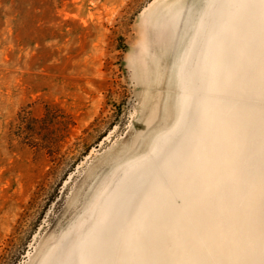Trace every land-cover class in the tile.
<instances>
[{
	"label": "rangeland",
	"instance_id": "rangeland-1",
	"mask_svg": "<svg viewBox=\"0 0 264 264\" xmlns=\"http://www.w3.org/2000/svg\"><path fill=\"white\" fill-rule=\"evenodd\" d=\"M227 1L0 0V264H264V7ZM239 3L247 41L217 25ZM210 31L228 52L204 73ZM200 101L238 107L240 134L205 121ZM153 192L158 228L128 240L137 215L154 219Z\"/></svg>",
	"mask_w": 264,
	"mask_h": 264
},
{
	"label": "bare ground",
	"instance_id": "bare-ground-1",
	"mask_svg": "<svg viewBox=\"0 0 264 264\" xmlns=\"http://www.w3.org/2000/svg\"><path fill=\"white\" fill-rule=\"evenodd\" d=\"M231 1H233V0H228L227 1V6H229V4H230V2ZM242 1V0H241ZM248 0H246V1H243V2H245L246 4L248 3L247 2ZM256 1V0H255ZM211 2V1H210ZM254 2V1H253ZM252 2V3H253ZM261 2H262V4L261 5H263V7H264V0H261ZM237 4V3H236ZM242 4H244V3H242ZM231 5H232V3H231ZM235 5V4H234ZM261 5H259L260 7H261ZM219 6V5H218ZM238 6L239 7H233L231 10V12L230 13H228V22H227V24L226 25H224L223 23H222V21L221 20H219V22L215 19L216 17H214V15H213V17H214V20L213 21H217L218 23H217V25H219L218 27H219V29H221V31L222 32H220V34L221 33H223L225 30L224 29H227V30H230V31H233V33L234 34H236V35H240L241 36V34L243 35V34H245L243 31H242V33L240 32V28H241V26H242V24H241V22H244V23H246L247 22V24H251V18H250V15L248 14L249 12H248V10H244V11H246L245 12V15H243V18L244 19H242V21H241V18H242V16H240L239 14H240V7H241V4L239 3L238 4ZM252 6V5H251ZM242 7H244V6H242ZM256 7H257V5H256ZM229 8V7H228ZM246 8V7H245ZM249 9H252V7H248ZM258 8V7H257ZM221 9V8H220ZM225 9V8H224ZM262 9V8H261ZM219 10V9H218ZM255 10H256V8H255ZM249 11H251V10H249ZM252 12V11H251ZM244 13V12H243ZM223 14H224V12H223ZM251 15H253V14H251ZM205 17H203V19H202V23H203V26H205L206 24H207V21H208V17H207V14L206 15H204ZM215 16H218V15H215ZM209 17H212V16H209ZM253 17V16H252ZM259 17V16H258ZM254 18V17H253ZM222 19V18H221ZM224 20V19H223ZM209 22V21H208ZM215 23V22H214ZM213 24V23H212ZM252 25V24H251ZM246 26V25H245ZM248 26V25H247ZM246 28V27H245ZM210 29V28H209ZM216 29V28H215ZM243 30V29H242ZM207 31H209V30H207ZM247 31V30H246ZM202 32V31H201ZM226 34V33H225ZM207 39L208 40H211V38H212V40L209 42V43H207L206 44V47H205V45L203 46L204 48H205V50H204V48L202 49L203 50V54L202 53H200V55L202 54L203 56H202V58L204 59V57H205V59L204 60H206V61H204V60H200L201 61V67L203 68V72H204V70L206 69V67L207 66H212V68H219L220 67V61H219V59H217L216 57V54L218 55L219 53H217V52H221V53H225L226 54V52H228L227 51V42L226 43H224L225 42V39H224V42H223V40H222V37L221 38H219L218 40H216V37H217V33H216V35H215V33L214 32H209V33H207ZM209 35H211V37L209 36ZM230 35V34H229ZM255 35V34H254ZM233 37V36H232ZM250 36H248V35H246L245 34V36H243V41H247V40H249L248 38H249ZM206 39V40H207ZM227 40V39H226ZM231 40V39H230ZM208 42V41H207ZM233 42V41H232ZM239 42H241V41H239ZM235 43V42H234ZM233 43V44H234ZM244 43V42H243ZM238 44V43H237ZM247 44V43H246ZM228 46H229V44H228ZM194 47V46H193ZM232 47V46H231ZM234 47V46H233ZM247 49V48H246ZM229 50V49H228ZM236 53V52H235ZM238 53V52H237ZM225 54H223V55H225ZM241 54V53H240ZM222 55V54H221ZM231 55V54H230ZM262 56V55H261ZM225 57H227V56H225ZM207 58V59H206ZM258 58V57H257ZM190 59V58H189ZM226 59V58H225ZM231 59V58H230ZM242 59H243V57H242ZM248 59V58H247ZM249 60V59H248ZM248 60H247V64H249L248 63ZM251 60V59H250ZM241 61V60H240ZM263 61V60H262ZM251 62V61H250ZM196 64V63H195ZM251 64V63H250ZM249 64V66H251ZM223 66V65H222ZM249 66H248V69H249ZM201 68V69H202ZM211 68V69H212ZM229 68V67H228ZM246 68V67H245ZM211 69H209V71H208V82L205 84V86H204V89H205V91L206 90H210L211 91V89H213L214 87H213V85H215V82H216V75H215V73H213V71H214V69H213V71L211 70ZM192 70V69H191ZM196 70V69H195ZM218 70H220V68L218 69ZM223 70V69H222ZM244 70V69H243ZM241 71V72H246V70L245 71ZM250 70V69H249ZM248 70V71H249ZM200 71V70H199ZM216 72V71H215ZM230 72V71H229ZM199 73V72H198ZM202 73V72H201ZM205 73V72H204ZM235 73V72H234ZM247 74H248V72H247ZM199 75V74H198ZM202 75H203V73H202ZM228 76H229V74H227ZM244 75V74H243ZM193 76V75H192ZM240 77V76H239ZM205 78V77H204ZM229 78V77H228ZM248 78V77H247ZM203 79V78H202ZM230 79V78H229ZM243 79L245 80V78L243 77ZM195 80V79H194ZM204 80V79H203ZM202 80V81H203ZM206 80V79H205ZM249 81H250V79H249ZM230 82H232L233 83V79H232V81H230ZM229 82V83H230ZM217 83V82H216ZM185 84H187V83H185ZM235 84V83H234ZM203 89V88H202ZM203 89V90H204ZM220 90V89H219ZM250 90V89H249ZM252 90V89H251ZM208 92V91H207ZM214 92V91H213ZM249 92V91H248ZM190 95L189 94H186V98L184 99V101L185 102H187L189 99H190ZM208 97V96H207ZM216 98V97H215ZM183 99L181 100V102H180V107L181 108H183V107H185V102L183 101ZM193 99V98H192ZM206 99H208V98H206ZM218 100H219V98H218ZM221 101V100H220ZM207 102L208 101H206V103H205V101H200V103H199V106H200V108H201V116H202V118H204V120L205 121H207V122H211L212 120H213V123H211V124H214L217 128H220V129H222V128H227L230 132H231V134H233V133H235V131H236V134H240L239 132H237V130H236V128H237V125L239 124L238 123V121H237V119H236V117H238V110H237V108L234 106V105H232V104H230V105H225V104H222V103H220V104H222L223 105V108L222 109H220V112H217L216 114H208V111H207V108H209V107H207ZM224 102V101H223ZM209 103V102H208ZM218 104H219V102H217ZM195 104V103H194ZM219 104V105H220ZM213 106V105H212ZM218 106V105H217ZM255 106V105H254ZM222 106L220 105L218 108H221ZM240 107V106H239ZM214 108V107H213ZM211 109V108H210ZM217 110V109H216ZM214 111V110H213ZM225 112H227V113H230L233 117L232 118H234V119H232L233 120V122H230L229 123V121H228V115H226L225 114ZM213 113V112H212ZM240 113V112H239ZM247 114L249 113H252V112H246ZM254 113V112H253ZM183 115V114H182ZM181 115V116H182ZM251 115V114H250ZM190 116H192V115H190ZM240 116V115H239ZM253 116V115H252ZM183 117V116H182ZM229 117H230V115H229ZM184 118V117H183ZM259 119V118H258ZM231 120V121H232ZM255 121H258V120H256V119H254ZM183 122V121H182ZM248 122V121H247ZM262 123V122H261ZM175 124V123H174ZM181 124L182 123H179V127L177 128L178 130L181 128ZM205 124H206V122H205ZM250 124V123H249ZM178 125V124H177ZM242 125V124H241ZM188 126H189V124H188ZM184 128H185V126H184ZM247 128H248V126H247ZM190 129V128H189ZM238 129V128H237ZM218 130V129H217ZM184 131V130H183ZM179 132V131H178ZM185 132V131H184ZM221 132V131H220ZM169 133V132H168ZM218 134H221V133H218V132H216V133H214V135H215V137L217 138H221V136L220 135H218ZM206 135V134H205ZM229 135L230 134H228V137H229ZM243 136H245V134H243ZM207 137V136H206ZM214 137V138H215ZM238 138V137H237ZM170 140V139H169ZM225 141V140H224ZM227 141H229V140H227ZM235 141V140H234ZM173 142V141H172ZM239 142V141H238ZM246 142V141H245ZM244 141H242L241 142V145H243L244 143H245ZM165 143V142H164ZM167 144V143H166ZM174 145V144H173ZM213 145V144H212ZM227 154L229 155V157L230 158H236V156H238L237 154H238V152L241 150H243V153H245V157H247V158H250V156H249V153H250V151L251 150H253V149H251V150H249V148H247L246 149V146L245 147H242L241 146V148H239L238 146H237V144L235 145V143H229V142H227ZM200 146V145H199ZM169 147V146H168ZM165 148V147H164ZM208 148V147H207ZM210 149V148H209ZM208 150V149H207ZM207 150H205V151H207ZM211 150V149H210ZM173 151V150H172ZM216 150H214V152H215ZM212 152V151H211ZM210 152V153H211ZM203 155V153H201L200 151H194V155H193V157L195 158L194 160H192V167H195V169H194V171H196V172H200V174H202L203 176H204V178H206L207 179V185H206V187L205 188H208V190L209 189H213V187H215V185L217 184V183H219V178L217 177V176H213L214 178H215V180L213 181L212 179V181H210V176H212V171H211V169H208V170H203L201 167V162H200V157ZM251 155V154H250ZM174 157V156H173ZM190 157V156H189ZM186 158V157H185ZM190 160H191V158H189ZM214 159H216V158H214ZM238 159V158H237ZM167 160V159H166ZM176 160V159H175ZM183 161H185V160H183ZM189 161V160H188ZM188 161H187V163H188ZM238 161V160H237ZM186 163V164H187ZM167 164H168V162H167ZM179 164V163H178ZM184 164V163H183ZM207 164V163H206ZM205 164V165H206ZM169 165V164H168ZM171 165V164H170ZM149 167V166H148ZM214 167L216 168L217 167V165H214ZM152 168V167H151ZM176 168V167H175ZM179 168V167H178ZM181 168H184V167H182L181 166ZM214 168V169H215ZM162 169V168H161ZM213 169V168H212ZM151 170H153V169H151ZM166 174H167V176L169 175L168 174V169L166 168V167H163V169H162ZM172 170V169H171ZM185 170V169H184ZM189 170V169H188ZM245 170V169H244ZM203 171H205V172H203ZM229 171H231V173L233 172V175H234V173H235V171H234V169H231V167L229 168ZM157 172V171H156ZM178 172V171H177ZM254 172V171H253ZM135 173V172H134ZM192 173V172H191ZM188 174V173H187ZM139 175V174H138ZM138 175H137V177H138ZM178 175H179V173H178ZM213 175H215V174H213ZM232 176V175H231ZM183 177V176H182ZM191 178H192V175H191ZM140 179H141V177H140ZM140 179L138 180V181H140ZM181 179V178H180ZM192 179H195L194 177L192 178ZM169 180H173L172 178L171 179H169ZM156 181V180H155ZM186 181V180H185ZM142 182V181H141ZM176 182V181H175ZM138 183V182H137ZM191 183V182H190ZM192 183H194V181H192ZM205 183H206V181H205ZM140 184V183H139ZM152 184H154V183H152ZM155 184H157V182H155ZM167 184V183H166ZM140 185H142V183L140 184ZM157 185H159V184H157ZM156 185V187H158ZM133 186V185H132ZM176 187V186H175ZM154 188H155V186L153 187V190H154ZM158 189V188H157ZM175 189H177V191H178V187L177 188H175ZM189 189V188H188ZM159 190V189H158ZM157 191V190H156ZM181 191V190H180ZM222 191V190H221ZM159 192H161V194H165V198L167 199V197H168V195H166L167 193H168V189H166V186H162V187H160V191ZM182 192V191H181ZM206 192V191H205ZM149 193V192H148ZM158 193V192H157ZM157 193H155V192H153L152 194H150V197L149 198H146V200L148 199V202L149 203H147L146 202V200H145V202H146V207L144 208V210H143V212H145V213H150L151 214V216L152 217H154V219L152 218V222H149V223H146L147 221H145L144 220V218H142V215L140 216V214H139V216L137 215V217L135 218V220H134V223H133V229L132 230H129L128 232H127V234H126V236H127V238H128V240L130 239V240H137V241H139V239H140V234L138 233V229H142L143 227H145L147 224L149 225V226H152V228H155V230L158 228V226H159V224H157L158 222L155 220L157 217H156V215L158 214V211H159V208L157 207V204H156V198L158 197L157 196ZM194 193V192H193ZM154 194H156V196L154 195ZM159 194V193H158ZM183 194V193H182ZM181 194V195H182ZM191 194V193H190ZM189 194V195H190ZM219 194V193H218ZM143 195V194H142ZM160 195V194H159ZM171 195V194H170ZM162 196V195H161ZM173 197V196H172ZM171 197V198H172ZM190 197H191V195H190ZM144 198V197H143ZM169 198V197H168ZM158 199V198H157ZM194 199V198H193ZM189 200V199H188ZM159 201H161V200H159ZM168 201V200H167ZM170 201H173L172 199H170ZM192 201V200H191ZM174 202V201H173ZM193 202H195V201H193ZM251 203V202H250ZM160 204V203H159ZM169 204V203H168ZM199 204V203H198ZM248 202H246L245 203V205L248 207V205H250V204H248ZM196 205V204H195ZM194 205V206H195ZM191 206H193V205H191ZM197 206V205H196ZM195 206V207H196ZM202 206V205H201ZM250 206H252V205H250ZM160 207V206H159ZM245 207V206H244ZM247 207H245V208H247ZM168 208H169V206H168ZM199 208H200V206H199ZM199 208H197V209H199ZM250 208V207H249ZM173 209V208H172ZM193 209V208H192ZM200 211H201V208L199 209ZM200 211H199V213H200ZM247 211V210H246ZM187 212V211H186ZM231 212V211H230ZM163 213V212H162ZM171 213V212H170ZM242 213H243V211H242ZM161 214V213H160ZM184 214V213H183ZM207 214V213H206ZM244 214H246V213H244ZM171 215V214H170ZM182 215V214H181ZM199 215V214H198ZM225 215V214H224ZM227 215V214H226ZM184 216V215H183ZM186 216V215H185ZM197 216V215H196ZM159 217V216H158ZM148 218V217H147ZM150 218V217H149ZM150 218V219H151ZM180 218V217H179ZM184 218V217H183ZM126 219V218H125ZM203 219V218H202ZM206 219V218H205ZM176 220H178V219H176ZM200 220V219H199ZM154 221H156V222H154ZM185 224H186V222H185ZM161 225V224H160ZM180 225V227L182 226H184V223L183 222H181V224H175L174 223V221L173 222H169L167 225H166V228H168L169 227V229H172V230H176V228H177V226H179ZM187 225V224H186ZM185 225V226H186ZM163 226H165V223L163 224ZM208 228H209V226H208ZM247 229V228H246ZM143 230V229H142ZM144 232V231H143ZM245 232V231H244ZM145 233V232H144ZM183 233V235H181L180 236V238H178L177 240H183V239H185L186 238V232L185 231H183V232H181V234ZM235 234V233H234ZM238 235V234H237ZM235 237V236H234ZM240 237H241V235H240ZM126 238V239H127ZM233 238V237H232ZM239 238V237H238ZM236 239V238H235ZM128 240H127V242H128ZM142 239H140V241H141ZM145 240V238L143 239V241ZM238 240V239H237ZM236 240V241H237ZM80 241V240H79ZM177 242H179V241H177ZM82 243V242H81ZM148 243V242H147ZM178 244H180V242L178 243ZM177 244V245H178ZM182 244H183V242H182ZM217 244V243H216ZM125 245H127V244H125ZM176 245V246H177ZM120 246V245H119ZM150 246V245H149ZM181 246V245H180ZM98 248V247H97ZM126 248H129V246L128 247H126ZM234 248H235V246H234ZM143 249V248H142ZM175 249V248H174ZM177 249V248H176ZM201 249V248H200ZM129 250H131L130 248H129ZM181 250H184L183 248L181 249ZM208 250V249H207ZM127 251V250H126ZM153 251V249H150V247H149V253L151 254V252ZM173 251L174 250H172V253H173ZM193 252H194V250H192ZM203 251V250H202ZM202 251H201V253H202ZM205 251V250H204ZM233 251V250H232ZM81 252V251H80ZM130 252V251H129ZM175 252V251H174ZM197 252V251H196ZM153 253H155V252H153ZM176 254L178 253V252H175ZM191 253V252H190ZM189 253V254H190ZM200 253V254H201ZM81 254V253H80ZM128 254V253H127ZM136 254V253H135ZM134 254V255H135ZM174 254V253H173ZM188 254V255H189ZM194 254V253H193ZM203 254H205V253H203ZM133 255V254H132ZM133 255V256H134ZM186 255V258H187V254H185ZM202 255V254H201ZM138 256V255H137ZM180 256V257H179ZM178 257L179 258H182V256L181 255H179ZM203 256V255H202ZM135 257V256H134ZM133 257V258H134ZM176 257V256H175ZM189 257H193V255H190ZM189 257L187 258V259H189ZM195 257V256H194ZM135 258H137V257H135ZM177 258V257H176ZM81 259V258H80ZM175 259V258H174ZM191 259V258H190ZM137 260H138V258H137ZM140 260V259H139ZM177 261H178V258L176 259ZM196 260V259H195ZM136 261V260H135ZM141 261V260H140ZM189 261V260H188ZM197 261V260H196ZM83 262V261H82ZM190 262V261H189ZM195 262V261H194ZM229 262V261H228ZM87 263V262H86ZM137 263H139V262H137ZM142 263V262H141ZM140 263V264H141ZM193 263V262H192ZM191 263V264H192ZM231 263V262H230ZM187 264H188V262H187ZM195 264H198V263H195ZM227 264H229V263H227Z\"/></svg>",
	"mask_w": 264,
	"mask_h": 264
}]
</instances>
